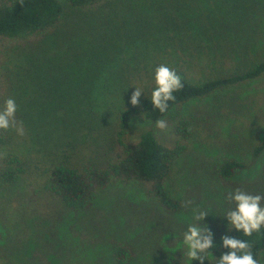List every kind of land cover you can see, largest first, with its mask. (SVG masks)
I'll use <instances>...</instances> for the list:
<instances>
[{"label":"rangeland","instance_id":"374dc122","mask_svg":"<svg viewBox=\"0 0 264 264\" xmlns=\"http://www.w3.org/2000/svg\"><path fill=\"white\" fill-rule=\"evenodd\" d=\"M60 1L65 11L57 28L1 48L2 72L10 79L6 100H15L24 135L14 129L0 147V162L9 157L19 161L15 182L0 180V264H115L116 245L130 248L128 264H187L182 237L193 223L194 209L208 211L199 223L214 235L215 228H225L224 215L234 207L226 199L230 192L264 197V152L254 158L251 150L264 136V77L174 109L162 119L164 130L139 116L129 120L131 136L151 130L167 147L179 149L167 182L180 205L177 212L162 211L138 185L112 186L88 210L69 211L44 188L43 170L60 161L103 165L107 137L126 102V84L150 85L135 68L158 62L154 34H93L109 10L88 17ZM122 10L111 11L110 21ZM253 27V34H218L221 38L214 39L226 52L250 45L257 61L264 56V34ZM259 27L264 29V23ZM137 39L139 44L132 43ZM141 50L149 56H141ZM86 65L92 66L90 76ZM114 69H123L122 77H114ZM94 71L100 72L97 79ZM180 120L186 122L187 137L175 131ZM226 161L246 169L221 178L218 170Z\"/></svg>","mask_w":264,"mask_h":264},{"label":"trees","instance_id":"16d2710c","mask_svg":"<svg viewBox=\"0 0 264 264\" xmlns=\"http://www.w3.org/2000/svg\"><path fill=\"white\" fill-rule=\"evenodd\" d=\"M65 2L88 17L104 9L109 10L102 20L99 19L96 33L93 34H154V61L158 63L151 67L143 65L142 70L139 67L135 68L137 76L141 77L143 74L151 82L150 85H141L142 93L135 106L130 103V91L131 89L135 91L134 88L138 87L130 88L126 84V102L120 108L107 137L108 157L106 156L104 164L77 167L67 161L57 162L43 170L44 188L54 194L67 210L83 212L90 208L101 192L112 186L138 185L162 211L177 212L180 205L171 196L167 182L179 149L167 147L151 130L131 136L127 129L128 122L139 116L144 121L155 123L190 101L203 99L215 92L236 88L263 78L264 56L255 61L256 58H252L255 53H251V46L241 42L238 48L231 50L232 52L222 51L219 49L222 48L220 40L214 38L218 37V34H253V24L259 30L258 34H264V29L259 27L260 23H264V0H65ZM122 8V16L117 14L116 20L110 21L111 11H119ZM64 11V5L60 0H0V51L5 44L17 45L24 38L47 35L61 23ZM132 43L140 42L137 39ZM140 53L143 56L146 51L141 50ZM223 61L226 62L222 67L218 63ZM1 62L0 110L6 101V89L10 83V79L6 80L2 72ZM92 64L93 68L98 70V66L94 62ZM161 64L176 71L183 85L180 90L173 93L175 99L169 101L165 113L152 108L150 101L154 87V69ZM91 67L86 65L89 76L93 71ZM115 69L112 75L122 77L123 69L117 71ZM99 74L100 72L94 71L93 77L95 75L97 79ZM119 88L124 90L122 86ZM15 119L17 120L16 116ZM13 130V128L0 130V147L9 142ZM175 131L184 137L189 135L186 122L183 120L177 122ZM251 150L254 158L263 154L264 136ZM18 164L16 157H9L0 162V180L3 183L15 182L19 171ZM245 169L246 166L240 162L226 161L218 171L221 178L231 179ZM225 222L226 220L223 221L225 228H215L216 232L212 235L215 237V243L207 250L210 254L203 264H217V259L228 251L222 247L223 236L248 241L253 257L261 264V256L264 253V228L251 236H244L234 228L229 229L228 222ZM131 259L132 252L128 246L116 245L113 248L115 264H128ZM191 264H200V261L193 260Z\"/></svg>","mask_w":264,"mask_h":264},{"label":"clouds","instance_id":"9594fccd","mask_svg":"<svg viewBox=\"0 0 264 264\" xmlns=\"http://www.w3.org/2000/svg\"><path fill=\"white\" fill-rule=\"evenodd\" d=\"M153 84L154 87L150 95L152 108L158 109L160 113H165L168 110L169 101L175 99L173 93L183 87L181 77L167 65L161 64L154 69ZM134 89L135 91L130 98V103L133 106L138 104L142 93L140 88ZM16 111L15 100L7 99L3 109L0 110V130L13 128L17 135L23 136V123L15 119ZM156 127L164 130L167 125L164 120H158ZM3 155L0 153V157ZM226 199L234 204V207L224 215L228 221L229 229L234 228L237 232L243 233L244 236H251L254 232H260L264 228V206L261 205L264 197L236 189L234 192H230ZM207 213V210L194 209L193 223L183 233L182 245L189 264L193 260L203 264L210 254L207 250L213 246L212 233L199 223ZM221 240L222 247L228 251L217 259V264H258L252 255L251 244L248 241L228 236L221 237Z\"/></svg>","mask_w":264,"mask_h":264}]
</instances>
